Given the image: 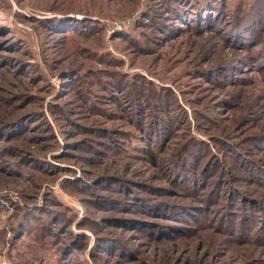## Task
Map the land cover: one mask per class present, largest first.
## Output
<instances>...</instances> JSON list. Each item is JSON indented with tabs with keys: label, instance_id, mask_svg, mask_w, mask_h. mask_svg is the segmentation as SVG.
Listing matches in <instances>:
<instances>
[{
	"label": "rangeland",
	"instance_id": "rangeland-1",
	"mask_svg": "<svg viewBox=\"0 0 264 264\" xmlns=\"http://www.w3.org/2000/svg\"><path fill=\"white\" fill-rule=\"evenodd\" d=\"M165 1L0 0V264H264V31Z\"/></svg>",
	"mask_w": 264,
	"mask_h": 264
},
{
	"label": "trees",
	"instance_id": "trees-1",
	"mask_svg": "<svg viewBox=\"0 0 264 264\" xmlns=\"http://www.w3.org/2000/svg\"><path fill=\"white\" fill-rule=\"evenodd\" d=\"M165 8L168 10L166 12H170L172 16L179 18V20H185L187 23V19L195 15L197 18V23L204 26H209L213 29H221V31L227 32V38L240 43L246 48H253L254 46H258L261 43V37L264 31V15L257 12V6L255 5V1L243 0L242 3L229 6L226 2L220 3L218 6L214 5V1L203 0V2H199L198 0H166ZM185 5V6H182ZM185 8V10L183 9ZM166 14L165 16H168ZM259 39V40H258ZM258 40V42H257ZM256 55L253 54V56ZM257 60H259L257 58ZM136 119L139 118L138 125L142 128L141 130L145 135L142 136L145 139L146 146L144 149L148 155V159L152 162V165H155L157 162V154L159 153L161 148H154L155 138H159L160 131L164 130V125L166 119L156 118L152 121L141 120L140 115L137 116V112L134 114ZM138 117V118H137ZM161 125L159 128L158 134L154 131L151 135V130H149V123ZM168 132H170L168 130ZM157 143L159 145L162 144V140L158 139ZM186 146V145H185ZM180 148H182L180 150ZM177 149L176 153L179 152L177 164L173 167V171L178 168H189V172L185 170H177L174 174H172V178L175 182L178 180H183L181 187L189 192H194L193 184L191 187L186 185L187 179L195 182L196 175H194V169L190 168L189 163L186 161L185 157V148L183 145ZM188 152L195 155L193 148H191V144L188 147ZM176 155V154H175ZM185 157V158H184ZM196 159V158H195ZM175 162V161H174ZM193 164V163H192ZM204 176H201L200 181H205ZM199 183V182H198ZM180 187V186H179ZM222 193V192H220ZM221 194L217 197H214L213 194L209 197L210 200H219ZM145 204V202H144ZM149 207V205H146ZM151 208H155L153 205ZM264 237V235H262Z\"/></svg>",
	"mask_w": 264,
	"mask_h": 264
}]
</instances>
